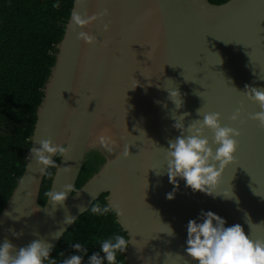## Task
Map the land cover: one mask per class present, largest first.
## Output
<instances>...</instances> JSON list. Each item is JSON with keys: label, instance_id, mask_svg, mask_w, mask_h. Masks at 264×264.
<instances>
[{"label": "water", "instance_id": "obj_1", "mask_svg": "<svg viewBox=\"0 0 264 264\" xmlns=\"http://www.w3.org/2000/svg\"><path fill=\"white\" fill-rule=\"evenodd\" d=\"M73 12L98 19L76 26ZM80 31L97 41L77 39ZM53 55L25 170L0 213V242L7 239L19 249L39 238L54 247L102 194L107 206L122 211L119 216L112 212L130 242L126 264H194L184 252L186 225L201 210L264 240V129L249 119L260 108L244 94L245 86L264 89V0L220 5L208 0H74ZM164 87L179 91L180 109ZM237 109L241 114L233 122L230 117ZM184 112L189 113L185 128L214 112L221 126L238 130L240 136L234 160L223 169L212 196L193 192L177 178L174 198L167 200L173 185L164 149L181 134L173 117ZM102 129L116 141L112 152L96 140ZM204 134L212 146L211 132ZM48 139L67 149L49 191L72 186L63 205L55 208L47 199L43 206L38 203L44 176L31 156V148ZM92 151L104 162L73 192ZM245 214L254 224L251 229ZM68 217L74 219L70 224L65 223ZM166 225L174 236L167 234ZM13 232L22 234L14 238Z\"/></svg>", "mask_w": 264, "mask_h": 264}, {"label": "clouds", "instance_id": "obj_2", "mask_svg": "<svg viewBox=\"0 0 264 264\" xmlns=\"http://www.w3.org/2000/svg\"><path fill=\"white\" fill-rule=\"evenodd\" d=\"M76 2L83 3L84 0H76ZM52 6L58 8L59 3H54ZM99 15L106 16L107 11ZM97 19V15L82 16L77 12L72 13L74 25L80 27L90 25ZM103 30L108 31L107 24L103 26ZM77 39L83 40L86 44L97 41L84 31L77 34ZM165 90L175 109H180L183 101L180 99L179 91L167 88ZM244 94L246 99L256 103L260 108V111L249 119L257 121L259 127L264 129V89L245 86ZM240 114V110L237 109L230 120L236 121ZM188 115L189 113L184 112L178 119L173 117L175 121L173 127L181 134L175 140H170L167 149H164L167 176L173 185V191L166 194L167 200L174 198L178 187L177 178L183 180L184 186L193 192L212 196L216 192L223 169L233 162L237 149L240 132L228 126H221L219 113L204 114L202 119L194 120L185 128L183 120ZM197 115H200L199 109ZM205 130L212 134V146H209V140L204 134ZM96 140L107 152H112L116 147V141L107 129L97 133ZM66 150L64 145L57 146L50 139L41 140L38 148L32 147L31 156L35 158L40 175L51 176L52 170L58 167L53 157L63 155ZM125 155H128V150L125 151ZM71 190V185H65L60 191L51 190L44 195L55 208L57 205H63ZM223 197L231 198L224 195ZM113 210L117 216L122 215L118 207L113 209L106 205L94 204L90 208V212L98 216H105ZM73 220L68 217L65 223L70 224ZM244 220L249 229L254 226L247 214ZM167 229V234L174 236L171 227L167 226ZM12 234L14 238H19L22 233L13 232ZM59 236L60 233L57 232L55 238ZM129 244V240L124 235L115 234L102 240L99 250L91 255H88L87 247L79 242L71 245L74 254L64 257V253L59 252L58 255L64 257L60 264H82L86 255L88 257L86 264H118L117 255L123 254ZM185 245V255L194 264H264V240L252 239L250 232L246 234L240 224L226 226L225 219L212 211L201 210L195 219L187 222ZM52 250V246L39 238L19 249L5 239L0 242V264H45V262L57 264L55 258H49Z\"/></svg>", "mask_w": 264, "mask_h": 264}, {"label": "trees", "instance_id": "obj_3", "mask_svg": "<svg viewBox=\"0 0 264 264\" xmlns=\"http://www.w3.org/2000/svg\"><path fill=\"white\" fill-rule=\"evenodd\" d=\"M220 5L227 0H208ZM59 3L54 8V3ZM74 0H0V213L9 200L26 165V153L36 122L42 88L54 64L55 47L62 39L64 26ZM58 164L60 156L54 157ZM97 151L87 154L73 192L77 191L103 164ZM51 176L41 182L38 203L43 206ZM105 194L94 204L107 206ZM91 205V206H92ZM90 206V208H91ZM83 213L54 245L50 259L57 264L70 254L71 245L81 243L88 255L99 250L100 242L112 235L126 233L111 211L105 216ZM64 253V257L58 255ZM87 255L82 264H86ZM118 264H126L125 254L117 255ZM47 264V262H45Z\"/></svg>", "mask_w": 264, "mask_h": 264}]
</instances>
